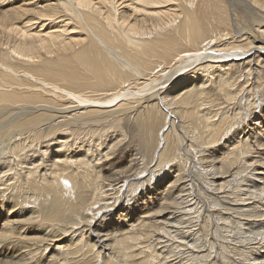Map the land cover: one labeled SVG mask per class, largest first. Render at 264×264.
I'll return each instance as SVG.
<instances>
[{"label": "bare ground", "instance_id": "obj_1", "mask_svg": "<svg viewBox=\"0 0 264 264\" xmlns=\"http://www.w3.org/2000/svg\"><path fill=\"white\" fill-rule=\"evenodd\" d=\"M178 1L0 8V264H264V0Z\"/></svg>", "mask_w": 264, "mask_h": 264}, {"label": "rangeland", "instance_id": "obj_2", "mask_svg": "<svg viewBox=\"0 0 264 264\" xmlns=\"http://www.w3.org/2000/svg\"><path fill=\"white\" fill-rule=\"evenodd\" d=\"M55 1V0H52ZM95 3H99L101 7L107 5H110L109 3H112L118 7V11H122L125 15L130 14L132 17H141L143 14H146L145 11L141 10L143 8L146 9H157V10H178V5L180 4L178 0H168L164 1L163 3H156L152 5H144L142 4L139 0H93ZM49 0H0V8L2 10H8L10 8H15L18 10V12L21 14V17L17 20V23L19 26L22 27H28L31 29V31H41L42 29L48 30V31H60L61 39H64L65 41L68 40H75V38H80L83 37V31L80 28H74V24L68 23L67 26H65V22L68 21L63 17V13L58 14L55 19H46V20H41L39 17H37L35 14L32 13L34 9H37L41 7L43 4H47ZM22 9H27L26 11H23ZM36 17V18H35ZM4 122V121H3ZM2 120H0V130H5L8 128V125H6V122L3 123ZM5 128V129H3ZM0 148L7 142L6 138L1 137L0 138ZM136 153V151H133ZM124 152H120L117 155V159L121 158L122 154ZM127 153L131 154L132 151H128ZM125 154V153H124ZM130 163L128 160L125 158L123 159L118 165H113L111 169H109V172L107 175L109 177H113L115 174L121 173L120 171H123V169L128 168ZM27 196L29 195L26 194ZM24 196V195H22ZM21 197V195H20ZM25 197V196H24ZM27 201H31V196L27 197ZM22 199H24L22 197Z\"/></svg>", "mask_w": 264, "mask_h": 264}]
</instances>
